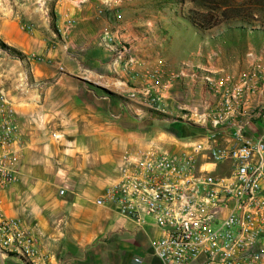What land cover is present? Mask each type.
I'll return each mask as SVG.
<instances>
[{
  "label": "crops",
  "instance_id": "obj_1",
  "mask_svg": "<svg viewBox=\"0 0 264 264\" xmlns=\"http://www.w3.org/2000/svg\"><path fill=\"white\" fill-rule=\"evenodd\" d=\"M148 2L54 0L52 19L37 8L23 11L27 29L18 25L20 11L0 15V40L21 53L35 83L14 96L21 129L20 180L0 194V213L21 220L35 240L30 264H160L151 254V229L137 228L96 204L116 179L126 150L147 142L176 150L182 140L181 134L147 129L149 117L135 112L146 105L137 100L128 105L123 98L155 69L176 71L185 61L213 81L224 80L225 89L252 64L264 62V43H198L197 36L165 25ZM203 84L188 76L175 80L160 109L181 118L197 108L219 114L222 123L234 122L239 112L220 108L222 93L210 95ZM259 107L264 98L252 97L239 108L259 123L257 135L263 129ZM179 123L189 137L196 136L185 128L196 126ZM138 238L140 244L134 242ZM0 264L26 263L0 253Z\"/></svg>",
  "mask_w": 264,
  "mask_h": 264
},
{
  "label": "built area",
  "instance_id": "obj_2",
  "mask_svg": "<svg viewBox=\"0 0 264 264\" xmlns=\"http://www.w3.org/2000/svg\"><path fill=\"white\" fill-rule=\"evenodd\" d=\"M82 3L83 0H78ZM71 24V21H68ZM190 61L176 71L158 68L134 85L127 99L163 114L164 121L196 126L193 138L179 140L176 150L147 142L126 150L116 179L96 204L149 228L152 256L160 264H260L264 260V107L263 129L239 111L255 97L264 98V62L257 61L237 83L224 88ZM201 80L210 95L222 93L220 108L239 112L232 123L220 115L192 108L181 118L160 107L175 80ZM169 118V119H167ZM21 129L13 99L0 90V194L20 180ZM0 253L15 254L26 264L36 256L33 237L21 220L0 213ZM134 262L141 263L134 258Z\"/></svg>",
  "mask_w": 264,
  "mask_h": 264
},
{
  "label": "rangeland",
  "instance_id": "obj_3",
  "mask_svg": "<svg viewBox=\"0 0 264 264\" xmlns=\"http://www.w3.org/2000/svg\"><path fill=\"white\" fill-rule=\"evenodd\" d=\"M53 4L54 0H0V15L11 16L12 11H20L18 25L27 29L30 22L25 18L23 11L37 8L39 12L45 13L48 19H52ZM147 4L150 12L159 13L163 17L165 25L173 31L174 28L182 29L183 33H188L195 40L197 36L198 43L206 40L214 44L228 41L264 43V0H150ZM180 35L182 34L173 33L171 36L181 37ZM7 46L11 51L0 47V90L14 101L17 93H27L35 83L31 81L32 68L24 61L23 56H19L17 50ZM123 100L128 105L131 104L127 97ZM134 106L136 109L140 108L138 105ZM135 112L149 117V130L166 134L176 133L179 136L181 134V137H178L180 139L191 138L188 135L190 132L184 133L179 128V122H166L161 119L164 118L161 113L153 112L149 108ZM185 128L193 133L201 132L197 127ZM140 241L141 238L134 240L135 243Z\"/></svg>",
  "mask_w": 264,
  "mask_h": 264
},
{
  "label": "trees",
  "instance_id": "obj_4",
  "mask_svg": "<svg viewBox=\"0 0 264 264\" xmlns=\"http://www.w3.org/2000/svg\"><path fill=\"white\" fill-rule=\"evenodd\" d=\"M192 23V22H191ZM192 24H195V23H192ZM194 28V27H193ZM196 29V28H195ZM0 47L1 48H3V49H8V50H10L11 51V49L7 46V45H5L2 41H0ZM19 54V56H21V53H18Z\"/></svg>",
  "mask_w": 264,
  "mask_h": 264
},
{
  "label": "water",
  "instance_id": "obj_5",
  "mask_svg": "<svg viewBox=\"0 0 264 264\" xmlns=\"http://www.w3.org/2000/svg\"><path fill=\"white\" fill-rule=\"evenodd\" d=\"M173 121H176V122H177V121H179V120H178V119H174Z\"/></svg>",
  "mask_w": 264,
  "mask_h": 264
}]
</instances>
